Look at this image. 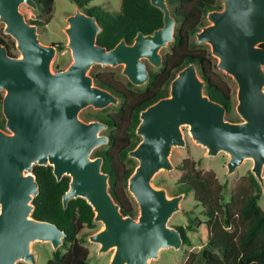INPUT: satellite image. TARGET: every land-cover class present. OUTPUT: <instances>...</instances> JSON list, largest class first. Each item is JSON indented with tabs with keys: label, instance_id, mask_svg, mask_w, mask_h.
<instances>
[{
	"label": "water",
	"instance_id": "95a60500",
	"mask_svg": "<svg viewBox=\"0 0 264 264\" xmlns=\"http://www.w3.org/2000/svg\"><path fill=\"white\" fill-rule=\"evenodd\" d=\"M163 14V25L152 33L138 31L131 43L119 40L112 48L97 43L101 26L95 15L79 5L66 18L72 61L64 69H51L57 52L54 44L40 41L37 25L20 10L22 4L37 9L35 0H0L3 33L16 41L19 55H11L0 39V264H37L31 250L34 241L50 242L53 250L66 233L56 223L32 217L39 183L35 165L51 166L57 181L68 176L62 195L81 197L92 207L93 221L102 229L89 235L99 252L113 249L109 264H148L163 248L179 249L181 231L169 226L185 193L168 196L152 179L160 170L170 171V153L185 146L182 127L206 148L207 155H229L232 173L245 159L260 185L264 167V0H222L221 8L209 11L208 24L195 32L196 44H207L216 66L237 85L235 106L240 121L226 118V107L204 93V82L194 63L180 69L171 80L167 96L139 113L138 144L128 156L137 165L128 177L127 189L138 204V215H125L109 192V174L103 158L93 151L108 143L100 119L79 117L87 108L103 109L119 98L94 83L91 67L122 65V74L135 86L149 79V67H161V49L175 39V18L166 0H149Z\"/></svg>",
	"mask_w": 264,
	"mask_h": 264
},
{
	"label": "trees",
	"instance_id": "16d2710c",
	"mask_svg": "<svg viewBox=\"0 0 264 264\" xmlns=\"http://www.w3.org/2000/svg\"><path fill=\"white\" fill-rule=\"evenodd\" d=\"M92 0H73L76 5L91 15H95L101 26L97 43L112 48L119 40L131 43L138 31L152 33L163 25L162 12L149 0H121L118 11H107L99 6H90ZM175 18V39L170 42V50L163 55L162 66L149 69V79L143 87L125 84L118 79L119 74L90 70L94 83L113 92L119 99L117 110L105 114H87L83 118L100 119L107 128L104 133L109 141L93 152L103 158L102 170L109 174V192L125 215H136L134 205L127 198V181L137 163L128 156L140 141L136 134L139 113L151 103L169 93L171 80L176 73L194 63L204 82L203 91L211 99L226 107V117L232 116L234 101L228 77L219 71L216 59L207 46L196 44L194 34L206 24L209 11L221 8L222 0H166ZM36 19H28L36 25H43L53 10V0H35ZM9 54L13 55V44L0 37ZM264 46V44H263ZM63 48L58 45V50ZM56 69H59L56 66ZM0 128L5 125L1 112ZM198 161L184 159L178 165L182 171L174 194L192 193L196 205L201 207L205 217L207 239L200 250L189 252L183 264H264V210L258 205L261 195L260 184L253 174L247 178V185L230 191L228 202H223V184H219L213 172L201 171ZM39 183V192L33 199L32 217L56 223L66 233L63 239L65 251L56 250L46 264H90L88 249L82 245L78 233L85 226H94V212L85 199H70L66 208L62 205V195L68 188L69 177L57 181L52 167L35 165L33 168ZM186 227L177 226L183 242L190 244L187 229L193 228L194 220L188 217ZM18 264H24L18 262Z\"/></svg>",
	"mask_w": 264,
	"mask_h": 264
},
{
	"label": "rangeland",
	"instance_id": "374dc122",
	"mask_svg": "<svg viewBox=\"0 0 264 264\" xmlns=\"http://www.w3.org/2000/svg\"><path fill=\"white\" fill-rule=\"evenodd\" d=\"M222 3V2H221ZM90 6H99L107 11L113 12L120 10L121 0H92L87 4ZM76 9V4L73 0H53V10L49 17L43 25H37V32L40 41L44 44H54L57 48L59 44H62L63 48L61 50L57 49L55 56L51 61V69L53 71L57 70L56 66L59 69L66 68L70 62L72 61L70 49L67 47L68 37L64 31V28L67 26L66 18L68 15L72 14ZM21 12L24 14L25 18L28 19H36L38 14L35 9L31 8L26 4H22L20 6ZM29 21V20H28ZM208 20L206 19V24H208ZM4 24L0 23V37H3L4 40L13 44V55H19V51L16 48V41L10 35L3 33ZM195 40V36L193 37ZM210 47L207 44H201ZM170 43L167 47H163L161 49L162 54H166L169 52ZM211 53V52H210ZM215 58V57H214ZM216 59V58H215ZM217 63V59H216ZM150 70H157L159 67H154L149 64ZM122 65H117L115 67L106 66L102 67L99 64H95L91 67L92 70H96L99 72H111L113 71L115 74H119L118 79L121 83L125 84L128 79L126 76L122 74ZM90 69V70H91ZM218 69V68H217ZM219 70V69H218ZM221 71V70H219ZM222 72V71H221ZM224 73V72H223ZM228 77V82L231 86L232 99L234 101V107L232 110V116L235 118V121H240L241 118L237 114L235 106L237 104V85L234 79L228 74L224 73ZM145 85V84H144ZM144 85L137 86L143 87ZM135 86V85H134ZM0 94L3 96L4 92L0 91ZM118 104H111L103 109H94L92 107H87L83 109L79 117L82 120H85L83 117L87 114H105L110 113L117 110ZM227 118V117H226ZM94 118H90L92 120ZM85 120V121H89ZM183 135L186 140L185 146H176L172 149L170 153V160L173 165V169L170 171L160 170L155 174L152 179V184L158 188H164L167 192L168 196H173L174 191L177 186V182L179 177L182 174V171L178 169V165L184 159H192L198 161L199 164L196 166L201 171H210L215 175L216 180L219 184H223V202H228L230 191L239 186L247 185V178L250 174H253L251 171L252 168V160L245 159L241 165L235 168L232 173H228L227 171V161L229 160V155L225 152H219L214 156L207 155L206 148L197 144L190 136L188 132V127H182ZM104 133V130L101 132ZM104 145L99 146L95 150L102 148ZM94 150V151H95ZM93 151V152H94ZM91 157H95L92 153ZM131 158V157H130ZM133 159V158H132ZM136 163L137 160L133 159ZM262 175L264 177V167ZM261 195L258 200V205L262 210H264V181L263 184L260 185ZM127 198L129 202H131L135 209L136 215L139 213L138 204L135 201L132 194L126 189ZM188 217L194 220L193 228L186 230V235L190 240V244H185L183 242L182 246L179 249L163 248L159 251V256L157 258L149 260L148 264H183L186 260V257L189 252H196L201 249V247L205 244L207 239V230L205 227V217L201 213V207L196 205V202L193 199V194L189 193L183 197L180 202V209L177 210L170 217L168 221L169 226H182L186 227L189 224ZM94 226L89 228L87 226L83 227L81 231L78 233V237L81 238V243L88 249V258L90 264H109L113 252V249H110L106 252H99V244L95 242H91L88 237L89 235L99 231L102 229L103 224L101 222H94ZM31 250L35 252L37 264H46L47 261L52 257V254L55 250H53L50 242L47 241H34L31 243ZM57 250L62 252L65 251V246L60 245ZM21 262V261H20ZM26 264L25 262H22Z\"/></svg>",
	"mask_w": 264,
	"mask_h": 264
},
{
	"label": "flooded vegetation",
	"instance_id": "af4514ba",
	"mask_svg": "<svg viewBox=\"0 0 264 264\" xmlns=\"http://www.w3.org/2000/svg\"><path fill=\"white\" fill-rule=\"evenodd\" d=\"M148 66H149V65H148ZM119 101H120V99L118 100V103H119ZM105 130H106V129H105ZM105 130H104V131H105Z\"/></svg>",
	"mask_w": 264,
	"mask_h": 264
}]
</instances>
